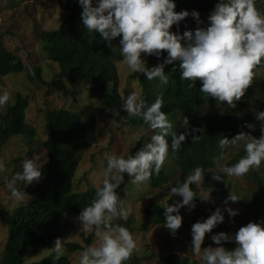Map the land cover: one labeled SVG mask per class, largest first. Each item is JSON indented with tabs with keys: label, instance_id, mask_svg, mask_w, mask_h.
I'll use <instances>...</instances> for the list:
<instances>
[{
	"label": "trees",
	"instance_id": "trees-1",
	"mask_svg": "<svg viewBox=\"0 0 264 264\" xmlns=\"http://www.w3.org/2000/svg\"><path fill=\"white\" fill-rule=\"evenodd\" d=\"M217 2L218 0H196V2L175 0V11L196 10L202 21L199 26L206 27L207 17ZM57 3L67 15L56 29L45 30L39 34L47 59L57 64V77L71 84L77 81L88 82L91 86V95L101 99L104 112L114 122L130 129L149 127L142 118L128 116L122 109L123 101L118 94L119 82L115 65V62L123 59L119 46L120 37L107 43L99 37L98 33L89 32L82 24V8L78 0H58ZM256 6L264 12V0H256ZM177 29L178 25H173L170 31L176 32ZM89 40L92 42L89 43ZM165 55L166 52L163 50L159 58L154 55H144L145 67L150 68L162 62ZM261 68H264V62L257 65L253 71ZM22 72H25L27 80L32 83L39 80L43 85H50L56 80V78L52 79L50 84L43 81L40 67L24 66L15 55L6 50L0 40V78ZM180 72L179 61H176L174 64L165 66L167 83L161 82L158 78L148 80L142 72H131L128 76L137 83L140 96L147 104L150 105L158 96L161 97L163 100L161 111L172 122L171 131L179 135L185 132L187 127L188 132L178 150L173 152L169 146V162L164 161L159 174L153 173L148 181L142 183L146 186L144 191H160L163 186H168L170 191V188L176 186L178 181L183 182L188 172L195 167H201L205 169L202 187L207 192L213 188L211 194L226 200L229 187L224 180L213 181L211 179L213 174L210 171L217 161L235 147L225 148L221 156L222 150L218 146V141L224 136L231 139L240 132L248 133L255 138L260 137L261 121L256 119L257 112L247 108V102L257 85L262 93L259 103L264 105V77L260 78L257 84L252 82L244 96L235 102V107H228L210 96L207 97V94L201 93V81L197 80L190 87L192 82L181 80ZM207 102L217 105L211 113H204ZM26 107L27 98L17 94L13 104L6 108L4 114H0V152L12 137L26 136L30 140L35 138V130L25 121ZM184 116L188 118L187 126H182ZM44 122L45 139L40 142L44 158L37 161L41 167L42 176L38 182L33 181L27 186L25 184L16 186L24 190L30 200L27 203H21L11 211L0 204V221L7 227L0 264H71L68 257L64 255L57 258L50 256L33 262H27L26 257L30 251L38 252L47 249L57 238L61 239L62 220L77 218L82 209L91 205L97 198V189L102 187V184L99 187L87 184L84 191L73 190L80 153L90 148L95 140L96 112L94 108L87 105L79 112L61 108L51 109L45 113ZM248 124L254 125V128L246 127ZM194 129L196 131H193ZM156 131L153 130L154 133ZM194 137L199 138L194 139ZM141 139L142 136L136 139L130 155H135L142 147ZM145 140L151 142V137H146ZM168 142L170 145L171 137H168ZM245 155L246 152L242 146L226 166L235 164ZM250 172L251 184L256 185L257 190L252 193L249 201L235 202L243 208V213L240 215L241 225L237 228L216 227L209 233L210 237L220 232L234 234L241 226L249 222L264 225V170L258 168ZM123 175L124 182L116 191L121 199L124 200V193H126L125 196L128 199L132 198L138 202V219H135V213L128 212L125 218H115L112 223L126 227L133 235L147 232L154 226H162L164 205L143 202L137 196L136 184L132 183L131 177L127 173ZM190 187L199 194L196 184ZM174 196L182 199L177 195ZM194 203L195 208L192 212L195 214L201 206L200 198L196 197ZM210 215H206L204 219ZM197 218L198 216L195 215L193 221ZM182 223L188 231L190 225L186 224L184 219ZM101 229L103 230V226ZM95 232V227H92L91 233L83 239L85 245H89ZM211 242L213 243L212 239ZM235 245V242H224V246L229 249H234ZM64 247L69 254L84 250L83 246L76 243H65ZM156 263L199 264L193 258L178 254L162 255ZM125 264L141 263L137 257L133 256Z\"/></svg>",
	"mask_w": 264,
	"mask_h": 264
},
{
	"label": "clouds",
	"instance_id": "clouds-1",
	"mask_svg": "<svg viewBox=\"0 0 264 264\" xmlns=\"http://www.w3.org/2000/svg\"><path fill=\"white\" fill-rule=\"evenodd\" d=\"M78 3L82 8V24L89 32L98 33L107 43L120 37L122 63L131 71L142 72L148 80L158 78L167 83L165 66L179 61L181 80L191 81L190 87L197 80L201 81V93L228 107H235V102L244 96L253 82V69L264 62V12L257 8L256 0H218L207 17L206 27L199 26L202 21L196 10L175 11V0H78ZM189 15L198 25L195 30H185L182 34L170 31L173 25H179ZM162 50L166 52L163 61L146 68L142 54L159 58ZM9 98L10 93L6 89L0 91V105ZM162 105L163 100L159 96L150 105L136 92L125 98L122 109L128 116L142 118L157 131L151 142L145 143L135 155L124 157L105 153L107 167L103 171L102 187L97 189V198L77 217L84 230L95 227L100 242L98 246H89L81 252L79 264H125L133 253L136 247L133 234L126 227L112 223L115 218L128 215L125 202L116 189L124 182L125 173L133 184L148 181L153 173L159 174L169 146L175 152L188 135L187 127L179 135L171 131L172 122L161 111ZM256 119L261 121L259 138L240 132L231 139L225 136L219 139L221 156L225 148L236 147L241 142L246 155L235 164L221 166L219 172H212L213 181L239 177L260 167L264 161V111H258ZM187 125L188 118L184 116L182 126ZM246 127L254 128V125ZM168 137H171L170 145ZM4 169L5 164L0 160V172ZM204 171L195 167L182 183L178 181L170 188L168 199L172 195L182 198L173 205L166 202L163 206V226L171 234L174 235L182 225V207L194 209L196 197L202 201L210 199L213 188L201 196L190 187L204 180ZM41 176V167L34 159L24 160L22 172L16 173L8 183L10 196L16 201L22 200L26 192L18 189L16 182L23 181L27 186L33 181L38 182ZM239 200L236 194L229 193L224 203L227 205ZM224 211L230 218L239 214L238 210L230 207L223 211L217 207L206 219L192 225V251L199 254V264H264V225L261 223L249 222L234 234H214L211 239L216 246L202 250L206 233H211L223 223ZM224 242H235L237 246L229 249ZM54 249L61 252V239H56Z\"/></svg>",
	"mask_w": 264,
	"mask_h": 264
},
{
	"label": "rangeland",
	"instance_id": "rangeland-1",
	"mask_svg": "<svg viewBox=\"0 0 264 264\" xmlns=\"http://www.w3.org/2000/svg\"><path fill=\"white\" fill-rule=\"evenodd\" d=\"M57 1L0 0V40L6 50L15 55L24 66L40 67L43 81H47L50 84L52 79L56 78L55 82H53L54 84L50 85H43L39 80L33 83L29 82L25 72L10 74L0 78V91L6 89L10 93L9 100L5 104L0 105V114H4L6 108L13 104L16 95L20 94L27 98V107L24 112L25 121L36 132L35 138L31 140L26 136L12 137L0 152V160L5 164L4 171L0 172V204L8 211L30 200L26 195L20 201L14 200L10 196L8 183L16 173L22 172V162L24 160L34 159L37 162L39 159L44 158L40 142L45 139L44 115L48 110L61 108L71 112H79L84 106L91 105L96 112L95 140L90 148L80 153L73 183V190L75 191H84L87 188V184L93 187H99L102 184L104 179L103 171L107 166L105 153H114L127 157L130 155V151L133 149L138 137L142 136L141 145L143 146L148 143L145 138L152 137L155 134L149 127L145 129H130L109 119L103 110L101 99L91 95V86L88 82L77 81L71 84L57 77V64L47 59L42 49V43L39 40V34L42 31L56 29L67 15L64 10L59 8ZM191 1L196 2V0ZM196 27V21L191 16H188L179 23L177 31L182 34L185 30H194ZM142 59H144L143 54ZM115 65L119 82L118 94L124 103L125 98L131 92H136L139 95L140 92L137 83L128 77L133 71L123 64L122 60L115 62ZM254 72L253 83L257 84L260 78L264 77V68L257 69ZM261 98L262 93L259 91V87L255 85L253 95L247 102V108L254 112L264 111V105L259 103ZM216 108L217 105L215 103L207 102L204 106V113H211ZM242 146L243 143L241 142L217 161L210 171L211 174H213L212 172H219L221 166L227 165V162L232 156L237 154ZM167 158L168 155L165 158V162L168 163L169 158ZM259 168L264 170V161L261 162ZM250 170L242 176H231L223 179L226 186L229 187V193L236 194L240 200L249 201L252 193L257 190L256 185L251 184ZM220 175L223 177V174ZM22 184L25 183L17 181L15 186H21ZM196 186L199 195L208 194L207 190L202 187V182ZM167 187L163 186L160 191L145 192L146 186L144 184H136L137 196L143 202L161 203L163 205L166 202L169 205H173L175 202L180 201L181 199L174 195L168 199L169 190ZM124 194L126 195V193ZM125 195L124 202L128 212L135 213L134 217L138 219V202L132 198L128 199ZM224 201L219 196L210 194L208 201L200 199L201 206L195 214L187 206L182 207L180 214L185 223L190 225L188 231L182 223L174 235L163 225L154 226L144 233H134L136 247L127 261L135 256L140 260L141 264H157L158 258L162 255L178 254L179 256L193 258L199 263V254H195L192 251L191 228L194 223L203 220L206 215L212 214L217 207L222 211L226 207H230L238 210L239 214L230 218L228 213L224 211V221L217 227L237 228L241 225L240 215L243 213V208L235 202H229L225 205ZM195 215L198 218L193 221ZM62 225L61 252L58 253L54 249V242L47 249L39 250L38 252L30 251L26 257L27 262L38 261L50 256L57 258L64 255L68 257L71 264H79L82 251L69 254L65 250V243H76L83 246L84 249L89 246H98L100 241L96 232L89 245L84 244L83 239L91 233L92 228L84 230L81 228L82 225L77 218H71L68 221L62 220ZM82 233L83 237H81ZM6 236L7 227L0 221V258ZM210 246L215 247L216 245L211 242L209 233H206L201 245L202 250Z\"/></svg>",
	"mask_w": 264,
	"mask_h": 264
}]
</instances>
